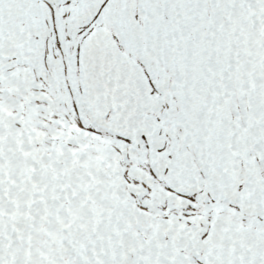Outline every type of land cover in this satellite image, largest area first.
I'll return each mask as SVG.
<instances>
[{"label":"snow or ice","instance_id":"6c2138e0","mask_svg":"<svg viewBox=\"0 0 264 264\" xmlns=\"http://www.w3.org/2000/svg\"><path fill=\"white\" fill-rule=\"evenodd\" d=\"M0 264H264V0H0Z\"/></svg>","mask_w":264,"mask_h":264}]
</instances>
